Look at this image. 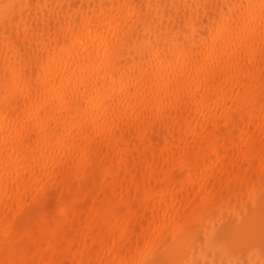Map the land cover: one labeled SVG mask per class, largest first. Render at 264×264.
Returning <instances> with one entry per match:
<instances>
[{
  "label": "bare ground",
  "instance_id": "1",
  "mask_svg": "<svg viewBox=\"0 0 264 264\" xmlns=\"http://www.w3.org/2000/svg\"><path fill=\"white\" fill-rule=\"evenodd\" d=\"M0 264H264V0H0Z\"/></svg>",
  "mask_w": 264,
  "mask_h": 264
}]
</instances>
